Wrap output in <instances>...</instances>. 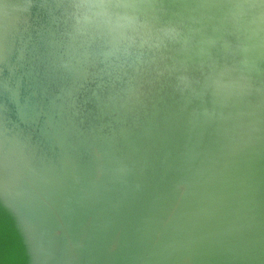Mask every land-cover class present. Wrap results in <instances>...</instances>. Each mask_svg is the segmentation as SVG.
I'll use <instances>...</instances> for the list:
<instances>
[{
  "label": "water",
  "instance_id": "water-1",
  "mask_svg": "<svg viewBox=\"0 0 264 264\" xmlns=\"http://www.w3.org/2000/svg\"><path fill=\"white\" fill-rule=\"evenodd\" d=\"M0 264H264V0H0Z\"/></svg>",
  "mask_w": 264,
  "mask_h": 264
}]
</instances>
